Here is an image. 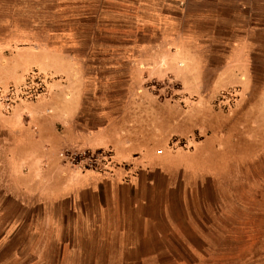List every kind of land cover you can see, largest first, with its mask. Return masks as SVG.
Segmentation results:
<instances>
[{"label": "rangeland", "instance_id": "rangeland-1", "mask_svg": "<svg viewBox=\"0 0 264 264\" xmlns=\"http://www.w3.org/2000/svg\"><path fill=\"white\" fill-rule=\"evenodd\" d=\"M159 1L0 0V111L59 92L73 108L82 86L85 117L110 107L131 144L189 151L214 175L204 264H264V69L210 29L188 35ZM60 155L83 170L132 167L106 150Z\"/></svg>", "mask_w": 264, "mask_h": 264}, {"label": "crops", "instance_id": "crops-1", "mask_svg": "<svg viewBox=\"0 0 264 264\" xmlns=\"http://www.w3.org/2000/svg\"><path fill=\"white\" fill-rule=\"evenodd\" d=\"M169 3L188 35L210 29L247 68L264 69V0ZM63 93L0 111V264H204L213 226L205 218L221 206L203 161L141 150L110 129V107L85 117L82 86L73 108ZM96 150L132 167L83 170L60 155Z\"/></svg>", "mask_w": 264, "mask_h": 264}]
</instances>
